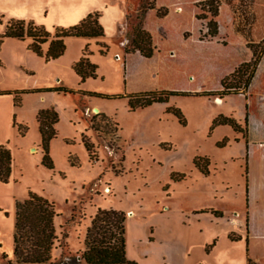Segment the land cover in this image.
<instances>
[{"label": "rangeland", "instance_id": "1", "mask_svg": "<svg viewBox=\"0 0 264 264\" xmlns=\"http://www.w3.org/2000/svg\"><path fill=\"white\" fill-rule=\"evenodd\" d=\"M150 4L153 0H0V36L11 20L33 22L50 33L41 46L44 54L56 28L74 26L89 14H99L104 29L102 38H66L63 56L49 62L31 50V38L0 43V91L11 93L0 96V145L13 160L9 182L0 183V264L7 262L2 253L14 258L16 203L30 192L54 205L57 240L51 257L57 264L82 255L98 210L126 214L127 257L138 264H208L201 250L208 235L222 239L230 229L236 239L237 230L248 227L246 185L251 177L258 189L261 163L254 155L246 161L248 145L256 140L244 131L249 112L264 119V68L251 93L245 94L247 75L226 80L227 87H236L231 94L219 91L223 77L251 58L245 41H257L261 29L230 34L228 47L204 44L199 39L207 33L208 8H198L195 0H155L156 11L147 19L154 56L140 58L132 40L140 10ZM220 4L221 20L227 21L230 6ZM86 49L96 73L82 83L73 65ZM56 88L68 92L44 91ZM208 90L217 93L204 95ZM148 91L185 94L131 111L127 96ZM167 108L179 109L186 124ZM48 109L58 115L50 169L43 163L38 121ZM220 117L232 119L239 130L216 124ZM195 158L209 159L208 176L194 166ZM181 174L182 181L172 179ZM260 207L254 201V228L264 227Z\"/></svg>", "mask_w": 264, "mask_h": 264}, {"label": "trees", "instance_id": "2", "mask_svg": "<svg viewBox=\"0 0 264 264\" xmlns=\"http://www.w3.org/2000/svg\"><path fill=\"white\" fill-rule=\"evenodd\" d=\"M204 6V8H203ZM206 6V7H205ZM219 0H207L198 3L197 7L202 10L208 8L207 13L211 19L207 22V33L204 39L216 38L219 33L217 18L220 11ZM155 8V0L147 8L140 10L137 20L139 26L136 28L132 40V52H139L144 58L150 59L154 55L155 47L151 34L143 27L144 18L148 10ZM167 15V12L159 14L160 17ZM200 19L199 15L196 16ZM205 19L207 17H204ZM100 16L97 13L89 14L78 24L69 28H56L54 37L49 43L47 52H42L41 46L48 42L50 33L42 26H37L33 22L26 23L22 20H11L6 28L5 33L0 36V43L4 38H31L33 43L31 50L39 57H44L47 62L54 61L63 56L66 50L65 39L69 37L83 38H102L104 36L103 26L100 24ZM248 47L253 52V58L247 63H243L231 75L222 80L223 95L231 94V90L236 87H227L226 80L229 78L242 81L245 79V89L247 90L260 63L264 53V41L259 44H249ZM255 48H259V51ZM89 52L86 49L81 59L73 65L76 75L81 82L88 78H95L96 66L90 62ZM44 91H64L65 89H45ZM217 92H204L206 96H213ZM10 92L0 91V96L10 95ZM184 95L182 92L175 91H148L127 96L131 111L138 108H146L155 103H166L169 97L174 95ZM121 98V96H107L106 98ZM167 113L173 114L182 125L186 124L185 118L181 111L176 108H167ZM42 118V119H41ZM39 132L41 135V144L44 152L43 163L49 169L53 168V163L49 157V144L56 137V131L53 128L58 121V115L53 110H42L38 115ZM216 124H229L235 130H239L238 125L232 119L220 117ZM214 123V124H215ZM246 134V129H245ZM85 147L91 156V146L84 141ZM203 162V163H202ZM12 155L5 145H0V183L7 184L12 173ZM74 165V164H73ZM209 159L195 158L194 166L205 176L209 175L207 169ZM185 175L178 177L172 175L174 181H182ZM247 178V170H246ZM246 191H248L246 185ZM216 217H222L220 213L214 212ZM57 214L54 205L47 199L34 193H29L28 198L23 202L16 203L15 213V233L13 260L8 259V255L2 253V259L6 264H57L52 261V250L57 240L54 220ZM126 214L116 210H98L87 229L85 238V250L79 258H73L66 264H138L128 259L126 245ZM209 250V247L208 249ZM248 264H255L249 260Z\"/></svg>", "mask_w": 264, "mask_h": 264}, {"label": "crops", "instance_id": "3", "mask_svg": "<svg viewBox=\"0 0 264 264\" xmlns=\"http://www.w3.org/2000/svg\"><path fill=\"white\" fill-rule=\"evenodd\" d=\"M195 1L196 4H198L200 2L207 0H195ZM220 2L222 3V5L226 4L227 7L230 6L231 13L229 14L230 16L228 20L227 21L221 20L223 8H221L220 6V12L217 19L219 26L218 36L216 38L209 39L206 41H202L199 39V42L204 44L216 43V44H221L224 47H228L230 34L232 35L233 33L235 34L240 33L241 29H246V30L252 28L261 29V36L257 41L255 42L250 40L245 41L247 49L251 51V58L250 59L248 58L247 59L248 61L238 62L233 68V72H234L243 63H247L252 60L253 52L248 47V45L259 44L264 41V0H220ZM154 11H156L155 8L152 10H148V12L145 15L144 29L146 31H148L147 19L150 16V14ZM158 17L160 18V16ZM125 21L126 19L124 20V22ZM124 24L125 23H122L120 26L123 27L125 30L126 28ZM121 33L123 32L121 31ZM135 53L139 54L140 58H144L139 52H135ZM193 61L194 64L199 63L200 62L199 56L198 59L194 58ZM263 68H264V53L261 57L260 63L256 69L254 77L248 89L245 91V94L252 92V88L258 78L259 72ZM233 72H230L229 75H231ZM229 75H225L223 79H225ZM221 89H222V85H221ZM207 92H215V91L208 90ZM246 128H247L246 129L247 139L256 140V142L252 145V148H250V145H248L246 161L247 160L249 161L251 158L250 156L254 155L255 157H258L261 163V169H260L261 177L259 181L257 180L259 192L258 189H256V187L255 189L252 188L251 177H249L250 180L248 179L247 181V188H248L247 208L248 210H250V212L248 211L246 212L248 218V227L247 228L242 227L239 230H237L238 238L236 239H232L230 237V234L232 233L230 229H228L225 232V235L222 239H220V237L216 235H212V236L208 235L207 240H205L201 244V250L204 255L203 260L208 264H248L249 260H251L255 264H264V227L254 228L250 220V213L253 211L252 207L254 201L256 205L261 203V207L259 208V210L261 214H264V119H258L256 116L251 117L249 112L247 117ZM248 144H250V142H248ZM256 210L258 212V207L256 208ZM222 245H225V249H222L221 247ZM208 247L209 250H207ZM193 264H202V263L195 262Z\"/></svg>", "mask_w": 264, "mask_h": 264}, {"label": "bare ground", "instance_id": "4", "mask_svg": "<svg viewBox=\"0 0 264 264\" xmlns=\"http://www.w3.org/2000/svg\"><path fill=\"white\" fill-rule=\"evenodd\" d=\"M217 101H218V103H221L222 100L218 99Z\"/></svg>", "mask_w": 264, "mask_h": 264}, {"label": "water", "instance_id": "5", "mask_svg": "<svg viewBox=\"0 0 264 264\" xmlns=\"http://www.w3.org/2000/svg\"><path fill=\"white\" fill-rule=\"evenodd\" d=\"M96 111L98 112V110L96 109Z\"/></svg>", "mask_w": 264, "mask_h": 264}]
</instances>
